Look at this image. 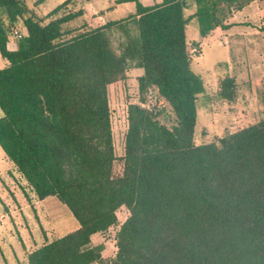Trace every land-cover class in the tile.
<instances>
[{"label":"trees","instance_id":"16d2710c","mask_svg":"<svg viewBox=\"0 0 264 264\" xmlns=\"http://www.w3.org/2000/svg\"><path fill=\"white\" fill-rule=\"evenodd\" d=\"M95 1L66 0L40 17L26 0H0V148L37 201L58 199L78 223L51 241L44 233L27 264H264V119L196 144L205 86L187 39L191 23L203 38L227 30L255 0H122L135 13L92 27L77 5ZM131 67L143 71L140 100L128 105L119 159L109 87ZM151 90L171 108V127L147 106ZM219 95L236 100L233 77ZM112 228L117 252L104 259L92 238Z\"/></svg>","mask_w":264,"mask_h":264},{"label":"rangeland","instance_id":"374dc122","mask_svg":"<svg viewBox=\"0 0 264 264\" xmlns=\"http://www.w3.org/2000/svg\"><path fill=\"white\" fill-rule=\"evenodd\" d=\"M26 1L36 15L45 17L66 0H45L41 4L38 3L40 0ZM121 1L98 0L91 5L78 4L77 8L87 6L86 21L92 27H99L107 21L123 20L135 13V4L124 5L120 4ZM142 2L150 6L159 0ZM227 24V30L218 28L206 38L200 36L195 23L187 27L192 71L202 78L205 86V93L198 102L197 145L211 143L264 119V0H255L242 11H235ZM17 30L18 35L24 32L21 25ZM121 40V33L116 32V48ZM16 44L18 39L14 37L10 49L14 50ZM6 66L7 62L0 56V67ZM141 74L140 69L131 67L124 80L109 87L114 146L119 159L124 155L129 126L128 105L137 104L140 100L138 78ZM229 76L235 79L237 85L234 102L225 101L219 95L221 81ZM146 99L147 106L156 110L160 121L171 127L174 115L168 104L158 97L155 90L149 91ZM0 152L3 154L1 148ZM2 164L0 162V168ZM6 171L8 167L1 168L2 173ZM116 171H122L120 161L116 164ZM8 173L5 175L7 181L0 179V264H27V255L44 244V233L51 241L58 234L74 229L76 224L69 209L55 198L46 202L45 206L53 214L47 213L46 216L15 168ZM128 216L126 208L119 210V224L125 222ZM117 230L112 228L93 239L92 246H104V259L114 258L117 252Z\"/></svg>","mask_w":264,"mask_h":264},{"label":"crops","instance_id":"0c3cea01","mask_svg":"<svg viewBox=\"0 0 264 264\" xmlns=\"http://www.w3.org/2000/svg\"><path fill=\"white\" fill-rule=\"evenodd\" d=\"M96 2H98V0L97 1H95V2H92V3H88L89 5H91V4H94V3H96ZM159 2H160V0H159ZM125 4H131V3H125ZM124 4V5H125ZM147 6V5H146ZM58 7V6H57ZM84 9L86 10V12H87V6L86 7H84ZM54 10V9H53ZM86 16H87V14H86ZM17 45V44H16ZM17 48V47H16ZM15 48V49H16ZM14 49V50H15ZM2 58V57H1ZM141 72H142V74H143V71L141 70ZM142 74L140 75V76H142ZM1 115H2V113H1V111H0V117H1ZM2 150V149H1ZM0 162H3V164H4V166H3V164H2V166H1V168L2 169H4V167H8V171L9 170H11V169H14V165L9 161V159L6 157V155L4 154V152H3V154L0 152ZM1 168H0V179L2 180V181H7L6 179V177H5V175L6 174H9L8 173V171H6V173L4 174V173H2L1 172ZM13 173H15V172H13ZM18 173V172H17ZM19 174V173H18ZM8 176V175H7ZM24 180V179H23ZM24 182L26 183V181L24 180ZM33 193V192H32ZM34 194V193H33ZM29 198V197H28ZM52 198H54V197H51V198H47V199H45L44 201H37L36 200V198H35V196H34V199H35V203H37L38 205H40V207H41V210L44 212V213H46V216H47V213L48 214H50V215H53L52 213H50L49 211H48V207L47 206H45V204H46V202L49 200V199H52ZM56 199V198H55ZM30 201V203H33V201L30 199L29 200ZM50 210V209H49ZM73 217V216H72ZM73 220L75 221V224H76V227L74 228V229H72V230H70V231H67V232H63L62 234H58L56 237H62V236H64V235H66L67 233H69V232H71V231H74V230H76L77 228H78V223H77V221L73 218ZM118 229V228H117ZM96 236H99V235H95L94 237H96ZM94 237L92 238V243H93V239H94ZM115 244H116V241H115ZM100 245H102V244H100ZM116 254V253H115Z\"/></svg>","mask_w":264,"mask_h":264},{"label":"built area","instance_id":"2783aa9c","mask_svg":"<svg viewBox=\"0 0 264 264\" xmlns=\"http://www.w3.org/2000/svg\"><path fill=\"white\" fill-rule=\"evenodd\" d=\"M20 35H21V34L18 35V30L16 29V30H15V36H14V37L17 38V39H19Z\"/></svg>","mask_w":264,"mask_h":264}]
</instances>
